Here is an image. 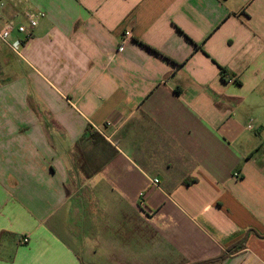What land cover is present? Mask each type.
Here are the masks:
<instances>
[{
    "label": "crops",
    "instance_id": "obj_1",
    "mask_svg": "<svg viewBox=\"0 0 264 264\" xmlns=\"http://www.w3.org/2000/svg\"><path fill=\"white\" fill-rule=\"evenodd\" d=\"M0 2V264H264V0Z\"/></svg>",
    "mask_w": 264,
    "mask_h": 264
},
{
    "label": "built area",
    "instance_id": "obj_2",
    "mask_svg": "<svg viewBox=\"0 0 264 264\" xmlns=\"http://www.w3.org/2000/svg\"><path fill=\"white\" fill-rule=\"evenodd\" d=\"M5 4L0 2V43L7 46L12 52L18 56H22V49L26 45V42L32 38L34 30L39 24V19L43 18L45 14L43 12H29L26 15L27 24H19L12 20L3 21V9ZM18 33L20 37H15L14 34ZM133 34L131 29H127L120 41L118 51L121 52L126 44L132 39ZM236 177L238 175L236 174ZM153 185L159 184L158 179H153ZM29 242L28 237L21 239V244H27Z\"/></svg>",
    "mask_w": 264,
    "mask_h": 264
},
{
    "label": "rangeland",
    "instance_id": "obj_3",
    "mask_svg": "<svg viewBox=\"0 0 264 264\" xmlns=\"http://www.w3.org/2000/svg\"><path fill=\"white\" fill-rule=\"evenodd\" d=\"M25 24H27V23H25ZM5 61H6V63L8 62V65H9L10 52L6 49H3L2 44L0 43V66L5 65Z\"/></svg>",
    "mask_w": 264,
    "mask_h": 264
},
{
    "label": "trees",
    "instance_id": "obj_4",
    "mask_svg": "<svg viewBox=\"0 0 264 264\" xmlns=\"http://www.w3.org/2000/svg\"><path fill=\"white\" fill-rule=\"evenodd\" d=\"M229 73L227 69L221 68V74L223 77L226 76V74ZM232 75V74H231ZM247 237L243 238L242 241L238 244H236L234 247L230 248L231 252L236 251L237 249H242L245 246Z\"/></svg>",
    "mask_w": 264,
    "mask_h": 264
}]
</instances>
